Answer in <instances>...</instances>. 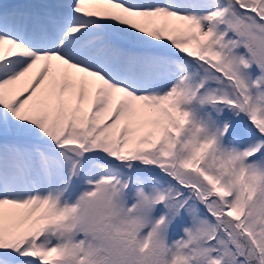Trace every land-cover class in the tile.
<instances>
[{
	"label": "rangeland",
	"instance_id": "374dc122",
	"mask_svg": "<svg viewBox=\"0 0 264 264\" xmlns=\"http://www.w3.org/2000/svg\"><path fill=\"white\" fill-rule=\"evenodd\" d=\"M148 1L152 29L148 44L158 55L172 53L173 42L162 27L174 12L172 0ZM217 1L222 12L206 25L192 24L193 33L179 46L178 82L173 102L163 110L159 131L131 134L126 140H120L117 134L109 136V145L101 148L103 143L99 140L86 142L84 129L78 130L72 125L68 129L72 138L64 145L62 139H52L51 117L42 119L47 122L48 139L42 141L41 149L48 151L56 169L63 172L65 189L53 216L0 236L2 264H14L13 256L34 257L20 264H54L52 255L63 258V262H71L70 256L90 257V252L96 248L106 252V264H139L143 258V264H179L187 258L180 252L182 246L207 227L204 218L195 213L197 210H202L221 234L231 239L241 259L230 264H264V253L259 261L241 232V224L234 219V210H238L235 203L242 187L248 191L258 181L257 197L264 205V151L259 150L261 143H258L261 139L251 135L252 129L247 128L239 115L240 110L246 111L249 101L252 115H249L248 106L247 117L259 119L264 124V20L259 23L250 12L239 10V3L245 0H231L235 4L233 12L227 1ZM257 3V16H264V0ZM44 4L46 14L42 18L45 23L60 24L67 19L65 14L70 10L59 12L55 6L67 7L66 0H49ZM158 6L163 7L159 9ZM38 12L30 11V7L18 12L7 11L13 16L30 13L40 19ZM216 20L220 22L213 26ZM106 29L116 34L106 25L94 28L104 38H107ZM220 34L223 37L218 36ZM189 59L212 60L223 72L204 76L207 65L194 63L193 74L187 76ZM170 61L174 62L172 58ZM261 85L263 87L258 89ZM198 88L203 89L198 92ZM34 125L32 118L25 123L17 119L13 124L19 133H30ZM4 126L9 127V122L5 121ZM0 137V154L9 152L20 156V164L25 169L27 163L33 164V155L36 158L39 151L31 148L28 138L10 140V134ZM64 148L72 153L67 154ZM152 154H156L155 161ZM144 158L150 161V166L137 165L136 171L132 166ZM161 161L166 164L161 166L164 163ZM79 166L77 176L80 177L75 178V168ZM186 167L197 171L181 174ZM175 182L181 186L173 185ZM173 195L177 198L171 202L169 197ZM152 199L157 204L151 211ZM178 202L182 203V208H177ZM173 205L180 210H176L177 217ZM258 213L264 221V209ZM258 213L252 210L249 215ZM256 224L260 225L259 218ZM171 227L174 229L169 231ZM33 237H38L39 241L34 242ZM219 238L218 235L216 240ZM99 258L96 256L93 260Z\"/></svg>",
	"mask_w": 264,
	"mask_h": 264
},
{
	"label": "bare ground",
	"instance_id": "6f19581e",
	"mask_svg": "<svg viewBox=\"0 0 264 264\" xmlns=\"http://www.w3.org/2000/svg\"><path fill=\"white\" fill-rule=\"evenodd\" d=\"M4 1L0 0V136L28 138L39 153L27 169L20 156L0 154V236L53 216L65 189L63 172L41 149L48 139L42 119L51 117L52 139L64 145L72 138V125L84 129L86 142L103 143L101 148L109 145V136L126 140L131 134L159 131L178 82L180 44L193 33L192 24L206 25L222 12L217 0H172L174 12L162 27L173 42V55H158L148 44V0H66L67 7L55 5L59 12L70 10L60 24L45 23L32 14L11 18L2 8ZM97 25L112 27L116 34L106 30L120 44L101 37L94 30ZM29 118L35 123L30 133L14 130L17 119L25 123Z\"/></svg>",
	"mask_w": 264,
	"mask_h": 264
},
{
	"label": "trees",
	"instance_id": "16d2710c",
	"mask_svg": "<svg viewBox=\"0 0 264 264\" xmlns=\"http://www.w3.org/2000/svg\"><path fill=\"white\" fill-rule=\"evenodd\" d=\"M248 0H245L243 3H239V7L240 8H250L253 5H257L258 1L261 0H251L249 2H247ZM249 4V5H248ZM245 6V7H244ZM264 20V19H263ZM225 24L227 22H224ZM263 30H264V25H262ZM258 50L260 47H256ZM258 59V58H257ZM261 60H263L261 58ZM212 60H210V62H208V70H206L207 74H210V71H217L220 72L221 68L215 66V64H213L211 62ZM263 85L259 86L258 89L262 88ZM261 105L263 106V104L261 103ZM249 106V115L251 116V104L249 103V101L246 104V111L245 109L240 110L241 114L240 115V119L246 124L247 128H251L253 131V134H251L254 138L260 137L261 140L258 141V143H261V148L259 149L261 152L264 151V124L262 121H259V119L257 120H252L251 118L247 117V108ZM243 118H242V117ZM153 158V160H156V154H152L151 156ZM150 158V159H152ZM164 162V161H161ZM146 163V165L150 166V161L146 158L144 159H140L137 160L136 165H141ZM166 161L161 165H165ZM152 166V165H151ZM134 167V166H132ZM136 169V168H134ZM192 173L196 170H193L189 167H187L185 169V171H182L181 174H185V173ZM175 185V183L173 184ZM178 187V186H176ZM258 187H259V182L257 181V183L253 186H251V188L247 191L244 187H242L241 189V194L240 192L238 193V200L237 202L234 200V203L236 204V209H238L237 211L234 210L235 212V216L237 219V223L241 224V232L246 236V238L249 240L250 243V247L253 251V254L255 255L256 258L259 259L260 261V255L262 253H264V221H262L260 219V214L258 213V210H260V212L264 209V205L262 203H259L258 197H257V191H258ZM181 192V191H180ZM249 192V194H248ZM229 193V192H227ZM240 195V196H239ZM177 198V196L175 197L170 196L169 199L170 201H175ZM156 200L152 199V202L150 204V208L151 211L155 208L156 205ZM182 205V203L180 204V202L177 203V208H182L180 207ZM175 208V205H173V211L176 212V217L178 216V212L180 211L179 209ZM177 210V211H176ZM210 210L212 211H216V209L214 208V210L212 208H210ZM254 211L255 213L257 212L258 215H253L252 217L249 215V213L251 211ZM195 213H197L200 217L204 218L205 222H206V229L201 230L200 234H196L192 235L190 237V242L183 245L180 252L182 253V255H186L187 258L186 260L182 259L180 261L179 264H230L232 261H236L239 260L240 261V257L237 254V252L234 250V246L233 244L230 243L231 239L229 237H224L223 234H221L220 229L216 228L215 224L211 223L210 219L207 218L202 212L200 211H195ZM249 215V216H248ZM256 218H259V223L260 225L256 224ZM166 219V218H165ZM165 219L163 220V222L165 221ZM220 236L221 238L216 240L217 236ZM230 240H229V239ZM85 241V240H84ZM48 246V244H46ZM151 245V244H150ZM148 247V246H147ZM51 248L49 249L50 252ZM144 250V249H143ZM142 250V251H143ZM81 251V250H79ZM149 250H147L148 252ZM51 253H54V251L52 250ZM90 257H84L82 259V257H78L77 256H70V261L68 262H63V258H56V255H52L53 258V262L54 264L58 263V264H106V252L100 248H96L93 249L91 252ZM192 254L194 257H189L188 255ZM144 256L146 254H143ZM96 256H100L99 259H97L96 261L93 260L94 257ZM215 259V260H212ZM80 261L78 262L77 261ZM257 259V260H258ZM85 260H87V262H85ZM145 261V259L143 258L142 260L140 259L138 261L139 264H143ZM148 262V261H147ZM260 263V262H259Z\"/></svg>",
	"mask_w": 264,
	"mask_h": 264
}]
</instances>
